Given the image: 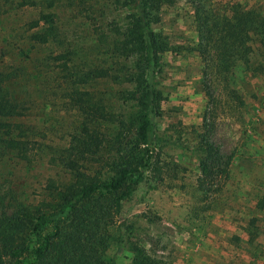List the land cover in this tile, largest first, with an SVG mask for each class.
I'll use <instances>...</instances> for the list:
<instances>
[{
  "label": "rangeland",
  "instance_id": "obj_1",
  "mask_svg": "<svg viewBox=\"0 0 264 264\" xmlns=\"http://www.w3.org/2000/svg\"><path fill=\"white\" fill-rule=\"evenodd\" d=\"M119 1L0 0V71L26 108L16 121L27 131L25 157L0 150V217L22 205L34 214L47 198V182L69 179L57 153L81 116L68 86L95 93L118 116L135 110L124 95L131 83L113 79L136 56L122 47L127 11L117 8ZM155 2L147 1L150 29L167 49L152 75L154 165L144 188L123 204L118 222L130 227L122 245L110 228L105 254L132 264L153 243L150 253L162 264H264V42L250 34L230 50L233 44L221 39L235 8L264 16V0ZM41 12L53 16L55 29L44 43L32 40L29 28ZM94 67L110 75L81 82ZM202 134L227 167L210 180L198 169Z\"/></svg>",
  "mask_w": 264,
  "mask_h": 264
},
{
  "label": "trees",
  "instance_id": "obj_2",
  "mask_svg": "<svg viewBox=\"0 0 264 264\" xmlns=\"http://www.w3.org/2000/svg\"><path fill=\"white\" fill-rule=\"evenodd\" d=\"M147 1L151 0L116 3L117 8L127 11L122 47H128L136 56L130 69L114 74L113 79L131 83L124 95L135 110L127 117L118 116L107 111L95 93L68 86V98L81 116L67 145L57 153L69 179L61 185L50 179L46 184L47 198L41 200L34 214L24 205L10 213L2 212L0 264H6L5 258L16 264H116L113 256L105 254L112 237L110 228H115L116 245L121 246L124 231L130 227L126 219L118 222L123 204L144 188L145 173L154 165L151 145L158 104L152 75L167 44L150 29ZM53 25V16L41 12L30 21L29 28L35 29L31 39L46 42L54 35ZM223 29L221 39L227 46L233 44L230 50L250 34L264 42V16L254 9L235 8ZM108 75L106 69L94 67L79 77L84 83ZM5 78L0 71V150H15L25 157L21 154L26 150L22 137L27 131L16 117L26 108L5 88ZM201 143L204 150L198 162L200 175L210 180L225 173L226 162L219 147L203 134ZM95 162L99 168L91 169ZM32 234L36 236L34 242L30 241ZM152 245L132 264H162L150 253Z\"/></svg>",
  "mask_w": 264,
  "mask_h": 264
}]
</instances>
